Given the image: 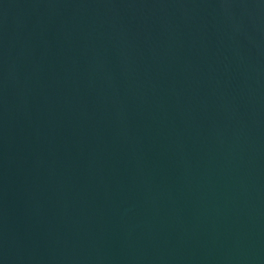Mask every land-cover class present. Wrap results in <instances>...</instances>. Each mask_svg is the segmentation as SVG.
Segmentation results:
<instances>
[{"label": "water", "instance_id": "obj_1", "mask_svg": "<svg viewBox=\"0 0 264 264\" xmlns=\"http://www.w3.org/2000/svg\"><path fill=\"white\" fill-rule=\"evenodd\" d=\"M0 264H38L1 202Z\"/></svg>", "mask_w": 264, "mask_h": 264}]
</instances>
